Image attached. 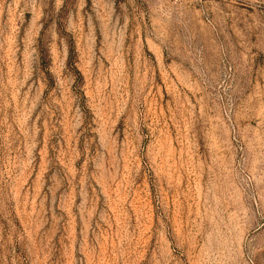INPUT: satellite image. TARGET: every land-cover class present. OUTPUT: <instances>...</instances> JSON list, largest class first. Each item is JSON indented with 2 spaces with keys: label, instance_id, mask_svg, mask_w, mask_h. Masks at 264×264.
<instances>
[{
  "label": "rangeland",
  "instance_id": "1",
  "mask_svg": "<svg viewBox=\"0 0 264 264\" xmlns=\"http://www.w3.org/2000/svg\"><path fill=\"white\" fill-rule=\"evenodd\" d=\"M158 31L201 89L194 147L178 178L146 169L131 209L94 187L64 104L83 107L85 85L112 100L127 71L129 114L143 113L136 42ZM262 45L264 0H0V264H264V92L235 72Z\"/></svg>",
  "mask_w": 264,
  "mask_h": 264
},
{
  "label": "clouds",
  "instance_id": "2",
  "mask_svg": "<svg viewBox=\"0 0 264 264\" xmlns=\"http://www.w3.org/2000/svg\"><path fill=\"white\" fill-rule=\"evenodd\" d=\"M8 9L12 11L14 6L9 5ZM145 45L147 52L143 51ZM136 48L140 59L135 62V92L145 102L143 113L129 114L127 71L118 88L114 89L112 100L104 95L107 84L90 89L85 85L83 107L78 100L64 104L66 108L68 103H73V120L69 128L72 140L85 137L90 145L86 157L95 153L98 175L94 177V187L114 204H120L127 194L131 209L133 193L136 186L144 185L146 169L153 176L170 181L173 177L178 178L185 157L191 158L192 128L196 105L200 103L199 100L193 103V100L201 91L198 84L188 83L177 74L179 58L170 50L163 32L158 31L146 40H137ZM261 56H264V45L244 47L235 69L236 74L253 81L258 92H264V61L258 62ZM40 96L37 90L29 108L37 121L46 104L45 98ZM39 132L40 128L35 127L33 141ZM35 147L36 143L30 144L31 149ZM69 153L65 167L75 180L79 173H73L70 168L79 153L71 144ZM85 180L80 179L79 184L83 186ZM12 264H16L15 259Z\"/></svg>",
  "mask_w": 264,
  "mask_h": 264
}]
</instances>
